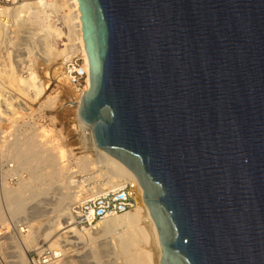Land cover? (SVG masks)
<instances>
[{
    "label": "water",
    "instance_id": "1",
    "mask_svg": "<svg viewBox=\"0 0 264 264\" xmlns=\"http://www.w3.org/2000/svg\"><path fill=\"white\" fill-rule=\"evenodd\" d=\"M80 118L144 190L161 264H264V0H78Z\"/></svg>",
    "mask_w": 264,
    "mask_h": 264
},
{
    "label": "rangeland",
    "instance_id": "2",
    "mask_svg": "<svg viewBox=\"0 0 264 264\" xmlns=\"http://www.w3.org/2000/svg\"><path fill=\"white\" fill-rule=\"evenodd\" d=\"M35 1L37 0H0V30L4 25L5 13L2 11ZM18 21L20 23L22 19L19 17ZM62 26L61 24L60 27ZM63 31L68 36L67 29L63 28ZM31 32L21 33L13 39L15 36L11 33L0 31V72L8 70L9 64L16 67V61L19 60L17 55H22L23 50L28 48L31 54L25 51L26 54L21 58L32 63L28 61L23 67L35 64V71L43 80H47L46 73H52L53 70L51 72L50 67L47 69L48 63L41 57V37L32 35ZM65 38L64 36L63 39ZM11 39L15 42L14 45L10 43ZM63 42H59L60 49H64L61 47ZM8 53L11 54L12 62H9ZM22 75L24 78L28 77L26 71ZM64 79L61 66V77L50 81L48 94L41 102L32 103L28 100L27 104L20 106L24 111H18L15 116L5 112L2 115L0 112V264H33L31 258L36 251L41 247L50 248L51 243L53 252L62 255L52 264H66L70 253L76 264H125L118 247V218L102 222L97 229L87 230L88 233L85 231L83 234L65 235L67 231L64 229L69 226L71 217L65 216L66 211L63 209L69 206V193L75 194L78 191L72 187L73 179L85 176V166H89L97 156L88 136L71 121L70 113L60 107L55 111L43 107V102L48 97L57 94L64 100L63 103L72 102V90ZM2 110L5 111V108ZM37 135L46 138L41 142ZM53 146L67 151L62 164L53 155ZM13 162L23 176L9 175L6 165ZM61 166H65V169L61 170ZM67 186L69 188L65 190L64 187ZM90 193L94 192H88ZM84 197L85 195L81 199ZM65 236L70 237L65 240ZM69 248L71 252L65 254Z\"/></svg>",
    "mask_w": 264,
    "mask_h": 264
},
{
    "label": "bare ground",
    "instance_id": "3",
    "mask_svg": "<svg viewBox=\"0 0 264 264\" xmlns=\"http://www.w3.org/2000/svg\"><path fill=\"white\" fill-rule=\"evenodd\" d=\"M79 7L80 4L78 0H37L35 2H28L16 6L9 11H2L5 13L3 16L4 25L0 31L11 33L15 36L12 37L13 39L24 32L30 33L33 31L31 32L32 35H39L41 37L40 41H42L41 44L43 45L39 44L43 47L41 57L48 63L47 69L50 67L49 69H51V72L53 70L52 73H46L47 80H43V78L38 75L37 71H35V64L23 67L29 60L26 58L22 59L21 57L26 53L31 54L30 49L26 48V50H23L24 53H22V55H17V58H19V60L16 61L17 66L15 67L8 63L10 65L9 69L0 72V112L2 115L4 114L3 112H5L15 116L18 111H24L20 106L22 104H27L26 102L28 100L32 101V103L41 102L48 94V90L51 86L50 81L61 77V66L73 56L82 55L84 57L87 71L90 74V62L86 51L82 30L83 24L80 19L82 14ZM19 17L22 19L20 23L18 21ZM12 22L17 23L13 25L11 24ZM61 24L63 25L62 27H60ZM63 28L67 29L68 36L65 35L66 33L64 34ZM64 36L69 43H62L61 47L64 46V49H60L59 42L60 40H64ZM10 43L13 44L15 42H12L11 39ZM7 55L9 58L11 54L8 53ZM9 62H12L11 57ZM29 62L32 63V61ZM25 71L28 73L27 78H24L22 75ZM61 99L62 98L58 94L54 97H48V99L43 102V107L50 110L60 107L70 113V115H72L71 121L88 136V140L91 142L97 156V159L92 160L89 166H85L87 170L84 171L87 172L86 174L83 172L85 176L82 175L80 179L78 177H74L73 179L74 183L72 187L76 188L78 191L75 194L69 193V206L63 209L66 211H64L65 214H63L71 217V222L68 223L69 226L64 229V231H67L65 235L69 233L75 235L83 234L81 231L77 230L74 225L75 208L81 200L98 196L107 191H116L125 184L131 183L137 188L136 199L138 207L131 213L114 217L118 218L120 222V228L118 229L120 235L117 237L119 240V251L124 256L125 264H161L162 248L159 242L157 228L151 216V211L145 203L143 196L144 190L137 177L122 163L97 147L92 130L89 129L80 118L81 104L68 100V102L63 103L64 100ZM2 108H5V111H3ZM26 109L29 110L30 108ZM13 119L16 120L17 118ZM37 137L39 141L43 142L42 140L45 136L37 135ZM51 148L55 158L61 161L60 163L62 164L66 158L67 151L57 146ZM60 169H65V166H61ZM64 188L67 190L69 187L67 186ZM90 191L94 193L88 194ZM83 195H85V197L81 199ZM16 207L21 208L19 205ZM114 218L99 222L94 229H97L102 222L105 223V221H110L111 219L113 221ZM102 225L104 226V224ZM94 229L91 230L93 231ZM57 236L58 235H56V237ZM69 237L65 236L64 238L67 240ZM52 240L49 242H52ZM115 244L116 243H114V245ZM53 248V244L51 243V251H53ZM70 250L71 248H69L65 254H68ZM56 254L58 256L61 255L60 253ZM67 259L68 261L66 264L77 263L74 257L71 256V253L68 254Z\"/></svg>",
    "mask_w": 264,
    "mask_h": 264
},
{
    "label": "built area",
    "instance_id": "4",
    "mask_svg": "<svg viewBox=\"0 0 264 264\" xmlns=\"http://www.w3.org/2000/svg\"><path fill=\"white\" fill-rule=\"evenodd\" d=\"M64 40H66L65 43L68 42L66 38ZM62 74L72 90L71 100L81 104L85 93L90 88V74L87 71L84 57L82 55L73 56L65 61ZM6 167L10 176H23L19 174L16 163L7 164ZM136 189L134 184L128 183L116 191H107L82 200L75 208L74 225L76 229L83 233L94 229L101 221L133 212L138 207ZM60 258L50 248L41 247L31 261L33 264H52Z\"/></svg>",
    "mask_w": 264,
    "mask_h": 264
}]
</instances>
